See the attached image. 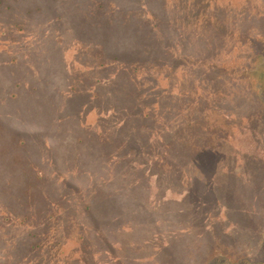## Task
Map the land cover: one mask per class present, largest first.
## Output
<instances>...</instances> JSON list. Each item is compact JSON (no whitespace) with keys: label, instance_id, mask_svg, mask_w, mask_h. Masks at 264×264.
I'll return each instance as SVG.
<instances>
[{"label":"rangeland","instance_id":"rangeland-1","mask_svg":"<svg viewBox=\"0 0 264 264\" xmlns=\"http://www.w3.org/2000/svg\"><path fill=\"white\" fill-rule=\"evenodd\" d=\"M0 83V264H264V0H0Z\"/></svg>","mask_w":264,"mask_h":264},{"label":"trees","instance_id":"trees-1","mask_svg":"<svg viewBox=\"0 0 264 264\" xmlns=\"http://www.w3.org/2000/svg\"><path fill=\"white\" fill-rule=\"evenodd\" d=\"M5 21L12 22L13 20H5ZM124 22L131 25L130 21L124 20ZM107 23H110V24H107V27H106L107 30H110V31L115 30L116 32H123L124 31V32L131 34V32H129V30L123 28L124 23L122 22V20H112V21H108ZM134 30H137V29H134ZM109 35H111L113 37V39L115 40L114 35H112L110 33H109ZM112 37H110V45H111V38ZM107 46H109V45H107ZM116 50H118V49H115V51ZM116 53H118V55ZM134 54H135V48H133L131 46L124 48L122 46L119 49V52H114L113 55L114 56L117 55L118 57H121L123 59H127L128 57L133 58ZM125 61L129 62L131 60H125ZM33 82H35V81H33ZM35 83H36V87L30 86V87L26 88V90L24 89L23 85L20 83H18L14 88L15 89L19 88V90H25L28 93H30L29 96L32 95L31 96L32 101L27 100V101H25V103L27 104L28 102L31 101L34 104V107L27 109L26 116L30 117L32 114H34L37 111V115L35 117H36V120H38L41 117V113L44 112V108H51L52 107L53 98H51L50 92L45 85V81L42 83H38V82H35ZM6 89H7V87L4 86L3 83H0V133L5 131L4 127L8 128L10 122H14L15 124H17L19 126H26V123L23 122L24 116L22 115V112L20 111L22 108L21 109L11 108V109L6 110V108L4 109V107L2 106V104H6V105H8V104L9 105H12V104L18 105L19 104V101H17V99H19L18 96L15 95L16 100L14 101L15 103H13L12 102L13 97L12 96H9V98L7 97L8 92ZM12 109H14L13 111L16 112V117H10L13 114V112H11ZM11 129H13V132L10 133L11 134L10 140L13 142L14 146L16 148H19V151L21 148H23V150H24V148L25 149L30 148L31 141L27 137L29 134L24 133L23 131H21L19 129H14V128H11ZM9 132H10V128H9ZM2 140H3V138L1 137V141ZM54 145H55L54 140H51L48 144L49 149L51 147H53ZM4 155H5V153L3 155L1 154L0 161L4 159Z\"/></svg>","mask_w":264,"mask_h":264}]
</instances>
